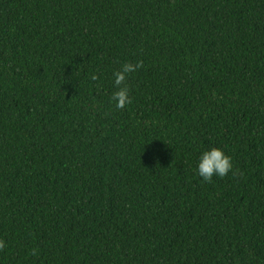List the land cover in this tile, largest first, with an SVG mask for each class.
<instances>
[{
  "label": "trees",
  "instance_id": "1",
  "mask_svg": "<svg viewBox=\"0 0 264 264\" xmlns=\"http://www.w3.org/2000/svg\"><path fill=\"white\" fill-rule=\"evenodd\" d=\"M214 147L232 171L203 182ZM0 241V264H264V0H0Z\"/></svg>",
  "mask_w": 264,
  "mask_h": 264
},
{
  "label": "clouds",
  "instance_id": "2",
  "mask_svg": "<svg viewBox=\"0 0 264 264\" xmlns=\"http://www.w3.org/2000/svg\"><path fill=\"white\" fill-rule=\"evenodd\" d=\"M142 67L141 62L135 64L124 63L118 71L113 72V85L117 89L112 93L111 102L115 103L117 110L124 109L126 105L131 103L129 89L125 81L129 74L136 72ZM93 79H96L94 76ZM232 160L220 148H211L203 151L196 165V174L203 182H211L213 177H224L232 171ZM4 244L0 241V248ZM32 255H37L36 250H33Z\"/></svg>",
  "mask_w": 264,
  "mask_h": 264
}]
</instances>
